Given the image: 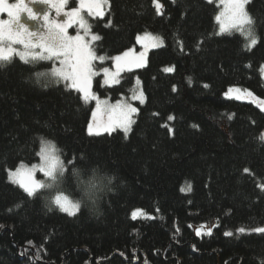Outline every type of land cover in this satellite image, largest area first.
<instances>
[{"label": "trees", "instance_id": "16d2710c", "mask_svg": "<svg viewBox=\"0 0 264 264\" xmlns=\"http://www.w3.org/2000/svg\"><path fill=\"white\" fill-rule=\"evenodd\" d=\"M160 3L162 15L153 0H109L103 18L89 17L102 37L95 42L98 55L139 49L136 38L144 32L164 40L143 67L123 71L119 84L105 85L102 73L93 79V91L111 100L129 96L140 80L146 101H135L139 111L127 137L120 129L88 135L94 102L85 104L63 82H37L35 73L49 72L52 62L25 64L17 56L0 62V264L264 262V233L251 231L264 227V111L225 95L240 86L264 99V0L247 5L258 37L251 50L240 32L215 34L219 0ZM41 138L61 150L68 169L62 191L74 200L81 187L72 167L81 179L93 169L115 174L116 192L102 199V215L50 210L46 190L29 198L9 180L8 170L39 160ZM136 210L144 214L133 219ZM213 220L211 235H196L193 225Z\"/></svg>", "mask_w": 264, "mask_h": 264}, {"label": "snow or ice", "instance_id": "6c2138e0", "mask_svg": "<svg viewBox=\"0 0 264 264\" xmlns=\"http://www.w3.org/2000/svg\"><path fill=\"white\" fill-rule=\"evenodd\" d=\"M213 3L214 0H208ZM252 0H219V5H223L222 10L216 15L215 20L219 25V31L216 35L225 33L231 34L232 31L240 32L248 41L245 47L251 50L257 43L258 37L255 32V20L247 10V5ZM33 4H46L50 8L55 9L53 16L50 11L38 12L33 9ZM77 7L69 8V0H0V62H10L13 56H18L25 64H36L39 62H52V68L49 72L38 71L35 73L37 82L41 77L50 78L52 82L64 83L67 90H74L80 93V99L88 104L95 101L96 107L92 111V120L87 125L88 135H100L101 132H112L120 129L124 132L125 137L132 129V125L136 123L133 118L139 109L134 107L127 100H118L115 104H109L107 100H101L95 92L92 91L93 79L104 76L103 83L105 85H114L120 83V74L133 67L140 68L146 63L145 52H141L138 56H131L132 50L123 52L114 57L106 55H98L95 50V42L100 41L102 37L92 32V25L86 17H100L105 15L104 6L109 5V0H77ZM153 5L157 15L163 14V4L160 0H153ZM6 14L7 18H2ZM26 15L27 20L36 21V26H29L23 19ZM63 19H59V17ZM42 21V23H40ZM76 26L75 35L69 33V29ZM111 26V21L108 25ZM137 42L149 41L151 47L159 48L164 45V40L160 36H153L145 33L144 36H137ZM181 50H183L181 45ZM112 60L115 71L109 67L98 69L96 62L103 64L106 60ZM173 68H167L165 71L171 72ZM264 73V66L261 68ZM136 87L130 89L132 92L131 100H138L140 104H144L146 97L141 82L136 79ZM208 87V85H204ZM175 91V87L173 88ZM233 89H229L232 92ZM239 92V89H236ZM247 98H251L252 102L264 111V100L255 97L252 92L244 90ZM225 95H228L227 93ZM240 99V96L235 97ZM103 106V107H102ZM107 117L105 119L104 117ZM174 119L169 116L168 120ZM231 119V117H229ZM167 127V125H164ZM172 129L169 128V132ZM260 140L264 141V135L260 136ZM40 162L33 164L31 167L21 162L15 171L8 170V178L13 184L26 193L29 198L37 195L40 190L51 187L52 184H46L45 181L56 183L58 178L65 177L67 166L62 159L61 150L49 140L41 138V146L36 153ZM75 158L67 161V165H73ZM73 176L76 177L78 184L84 186L86 191L92 183V179L98 177L97 170L93 169L92 179L85 183L81 177V170L72 167ZM39 172L45 177L43 180L35 178ZM244 172H249L245 168ZM264 190V186H261ZM183 190V189H182ZM188 190H191L189 186ZM51 204L58 206L61 212H65L70 216H75L80 210L78 199H72L62 190H58L57 194L52 197ZM20 205H17L19 207ZM138 214L143 215L140 210L132 213L135 219ZM2 227V226H0ZM239 233H244L245 228H239ZM257 233H264V227L251 229ZM206 235L212 234V228H208ZM196 235H201V230L196 231ZM226 236H232V232H225ZM32 244L31 241L28 242ZM264 264V262H262Z\"/></svg>", "mask_w": 264, "mask_h": 264}, {"label": "rangeland", "instance_id": "374dc122", "mask_svg": "<svg viewBox=\"0 0 264 264\" xmlns=\"http://www.w3.org/2000/svg\"><path fill=\"white\" fill-rule=\"evenodd\" d=\"M70 1V0H69ZM11 2H15V0H11ZM32 7H33V9L35 10V11H38V12H44V11H50V13L54 16L55 15V9L54 8H50V6L49 5H46V4H33V5H31ZM78 6V4L76 3V5H74V6H69L68 5V7L69 8H71V7H77ZM108 7H109V5L108 6H104V10H105V12H106V10L108 9ZM222 8H223V5H221V10H222ZM220 10V11H221ZM2 18H7V16H6V14H4L3 15V17ZM87 19H88V21H89V23H90V20H89V17H86ZM23 19L29 24V26H36L37 25V22L36 21H30V20H27V17H26V15H24L23 16ZM59 19H63V17L61 16V17H59ZM40 23H42V21L40 22ZM73 28H75V30H71V29H69V33L71 34V35H75V32H76V26H74ZM93 32V31H92ZM94 33V32H93ZM145 33H150V34H152L153 36H160V37H162L161 35H159V34H156V33H152V32H144V33H141L139 36H144V34ZM96 34V33H95ZM163 38V37H162ZM140 44V48L139 49H136V48H129V49H131L132 50V53H131V56H138L141 52H145V48H147V51H146V54H145V61L147 60V55H148V53H149V51H150V49H152L153 47H151V44H150V42L149 41H142L141 43H139ZM129 49H127V50H125V51H128ZM124 51V52H125ZM123 53V52H122ZM122 53H120V54H122ZM120 54H118V55H120ZM15 56V55H14ZM18 57V56H17ZM19 58V57H18ZM53 66V65H52ZM262 66H264V64L262 65ZM52 68V67H51ZM112 71H115V67H114V64H113V66L112 67H109ZM133 68H135V67H133ZM51 70V69H50ZM263 74V77H264V73H262ZM135 87H136V85H135ZM134 87V88H135ZM140 88H142V85H140ZM233 89V91L232 92H229V89ZM236 89H239L240 91L239 92H237L236 91ZM143 90V89H142ZM244 90H248V91H250L249 89H247V88H244V87H240V86H232V87H229L228 88V90L225 92V94L227 93L228 95H226V96H228V97H237V96H240L241 98H240V100H246V101H251L252 102V99L251 98H247L246 97V93L244 92ZM92 91H93V89H92ZM94 92V91H93ZM250 92H252V91H250ZM253 93V92H252ZM97 95V94H96ZM131 95H132V93L129 95V96H123V97H121V98H119V99H117V100H111V99H109V98H105V97H100V96H98L101 100H107L108 101V103L109 104H115L118 100H127L129 103H132V105L134 106V107H137L136 106V104H135V101H133V100H131ZM253 95L255 96V97H257V95L256 94H254L253 93ZM257 98H259V97H257ZM237 99V98H236ZM260 100H264V99H261V98H259ZM94 102V107H93V110H95V107H96V104H95V101H93ZM103 107V106H102ZM105 119H107V117L105 116L104 117ZM134 118V117H133ZM91 120H92V117H91ZM90 120V121H91ZM102 133V132H101ZM45 140H49V141H52L54 144H55V142L52 140V139H45ZM56 145V144H55ZM40 162V160H38V161H36V162H34V163H31V164H26V165H28L29 167H31V165H33V164H38ZM18 167V166H17ZM16 167V168H17ZM16 168H14V169H10V170H12V171H15V169ZM38 173L39 172H37L36 173V176H35V178L36 179H38V180H40V177H39V175H38ZM137 211V210H136ZM141 211V210H140ZM142 213H143V211H141ZM144 214V213H143ZM137 216H141V214H138ZM215 221L213 220V221H211V222H207V223H203V224H199V225H193V228H194V230H195V232L199 229V230H201V234H204V233H206L207 232V229L208 228H212L213 229V227L215 226Z\"/></svg>", "mask_w": 264, "mask_h": 264}, {"label": "clouds", "instance_id": "9594fccd", "mask_svg": "<svg viewBox=\"0 0 264 264\" xmlns=\"http://www.w3.org/2000/svg\"><path fill=\"white\" fill-rule=\"evenodd\" d=\"M75 177V176H74ZM100 178L92 179V177L88 179H82L87 183L88 180L92 179L91 185L85 191L84 186L81 185V198L78 199L80 203V208H85L87 211L94 215H102L101 201L104 197H106L110 193H115L116 188L114 187L116 183L117 177L115 174H103V176H99ZM76 178V177H75ZM81 178V177H80ZM63 177L58 178L56 183H52L50 181H45L46 184L51 183V187H47L46 195L42 197L47 202V206L51 210V200L55 195V192L58 190H62L63 187ZM123 181H121V185H123Z\"/></svg>", "mask_w": 264, "mask_h": 264}, {"label": "water", "instance_id": "95a60500", "mask_svg": "<svg viewBox=\"0 0 264 264\" xmlns=\"http://www.w3.org/2000/svg\"><path fill=\"white\" fill-rule=\"evenodd\" d=\"M262 135H264V130H263V132H262Z\"/></svg>", "mask_w": 264, "mask_h": 264}]
</instances>
